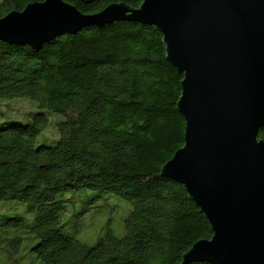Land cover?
Segmentation results:
<instances>
[{
  "label": "trees",
  "instance_id": "1",
  "mask_svg": "<svg viewBox=\"0 0 264 264\" xmlns=\"http://www.w3.org/2000/svg\"><path fill=\"white\" fill-rule=\"evenodd\" d=\"M43 1L0 0V18ZM63 1L91 15L112 4L136 9L143 0ZM182 80L150 25L85 27L39 50L0 42V99L29 98L39 109L26 124H0V201L23 202L33 213L28 221L0 218V256L8 264H25L7 254L23 243L38 264H184L196 242L212 237L184 187L161 171L184 143ZM52 113L64 121L51 124ZM51 125L59 138L36 146ZM257 139L264 141V127ZM84 190L93 193L71 195ZM113 196L131 206L123 235L107 230L92 246L80 242L74 218L101 202L111 221L120 206L126 210ZM75 204L80 211L67 218Z\"/></svg>",
  "mask_w": 264,
  "mask_h": 264
},
{
  "label": "water",
  "instance_id": "2",
  "mask_svg": "<svg viewBox=\"0 0 264 264\" xmlns=\"http://www.w3.org/2000/svg\"><path fill=\"white\" fill-rule=\"evenodd\" d=\"M155 27L183 75L184 143L162 175L184 187L211 227L183 263L264 264V0H143L84 15L44 0L0 18V42L39 50L85 27Z\"/></svg>",
  "mask_w": 264,
  "mask_h": 264
},
{
  "label": "rangeland",
  "instance_id": "3",
  "mask_svg": "<svg viewBox=\"0 0 264 264\" xmlns=\"http://www.w3.org/2000/svg\"><path fill=\"white\" fill-rule=\"evenodd\" d=\"M38 111L39 109L37 107V103L29 98L17 97L12 99H0V124L14 122L26 124L28 120H31V118H29L28 116L29 113ZM64 119L65 117L63 115L52 113L50 115L49 121L51 122V124H56L58 122L64 121ZM45 136H53L51 140L58 139L59 134L57 128H54L52 125L44 128L43 131L36 137L35 145H42L44 143L47 144L44 138ZM50 141H48V144ZM92 193V191L84 190L75 192L71 195L75 196L80 200H84L88 198ZM111 201H120L126 206V210L125 207L123 208L122 206H120V210L116 214L112 215L111 221H109V219H111L110 213L103 210L101 202L93 204L91 209L84 216L74 218L75 220L79 221V227L81 226L80 233L76 237L80 242L85 245L92 246L97 241V239L101 235H103L107 230H111V232L116 236L123 235L124 229L121 225L120 232V223H123V220L126 218L131 209V206L128 202L116 198L114 196L110 198V202ZM80 209V205L78 204H75L72 207H68L66 210L67 218L73 213L80 211ZM124 211H126V213L123 216ZM1 216H22L25 220L28 221L33 218V213H29L27 211L26 204L23 202L15 200H5L0 201V218ZM12 234H14V232H12L11 229L7 236H11ZM7 254L12 255L15 258L21 259V263H39L38 261H34L33 255L31 252H29V247L26 245V243H23L16 252H9ZM7 257V255L0 256V264H8Z\"/></svg>",
  "mask_w": 264,
  "mask_h": 264
}]
</instances>
